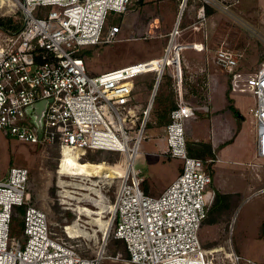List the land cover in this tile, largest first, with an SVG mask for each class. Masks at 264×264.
I'll return each instance as SVG.
<instances>
[{
    "label": "built area",
    "instance_id": "1",
    "mask_svg": "<svg viewBox=\"0 0 264 264\" xmlns=\"http://www.w3.org/2000/svg\"><path fill=\"white\" fill-rule=\"evenodd\" d=\"M23 12L22 28L12 33L0 27V129L19 140L58 145L61 161L66 151L79 159L88 151H121L129 155L112 203V217L104 241L122 240L129 260L137 264H240L231 234L224 245L206 249L199 230L213 202L206 192L212 183L208 160L192 151V117L210 113L207 102L193 105L186 99L179 25L170 32L163 55L89 74L85 48L111 42L120 26L109 25L113 16L129 11L132 0H16ZM207 50L204 43L190 44ZM214 61L234 75L241 55L220 46ZM172 71L175 107L157 144L159 154L179 157L183 166L159 195L142 187L145 177L136 161L145 139L146 119L138 127L133 101V78L156 72L158 83ZM234 77H236L234 75ZM256 97L252 109L256 123L255 150L264 160V62L246 78ZM156 92V90H155ZM48 99L42 138L26 108ZM150 101L147 116L151 110ZM210 116V115H209ZM211 123V118H210ZM85 183L83 177H79ZM29 169L11 166L0 179V264H100L104 247L93 256L83 254L70 240L77 238L65 225L68 238L52 231L46 214L31 205L27 192ZM91 201L94 203V201ZM14 206L24 207L22 235L10 237ZM79 226V223H78ZM24 239V243L22 240Z\"/></svg>",
    "mask_w": 264,
    "mask_h": 264
},
{
    "label": "rangeland",
    "instance_id": "2",
    "mask_svg": "<svg viewBox=\"0 0 264 264\" xmlns=\"http://www.w3.org/2000/svg\"><path fill=\"white\" fill-rule=\"evenodd\" d=\"M19 12L23 15L16 0H0V16L18 18ZM108 24L120 26V31L111 42L85 48L83 58L89 74L163 55L170 32L179 25L178 41L188 44L180 50L186 99L193 105L207 102L211 106V123L207 120L201 125L192 117V125L199 126L194 128L200 131L191 133L190 138L192 149L204 144L212 149V154L199 155L208 160L212 174L206 192L213 198L215 189L237 192L235 204L227 213L216 212L203 221L199 239L204 248L212 249L224 245L231 234L233 248L241 256L240 264H264V160L256 155V123L251 110L257 101L246 82L264 62V0H132L129 11L113 16ZM202 41L209 47L206 51L190 45ZM220 46L241 55L236 77L214 61ZM172 75V71L165 73L156 88V72L133 78V101L129 107L134 110L138 127L145 119L146 123L149 121L135 166L145 177L141 187L150 195H159L183 166L181 158L159 154L157 141L164 129L150 126L155 123L158 108L155 99L147 116L155 94L157 100L171 96L175 102ZM128 157L121 151L95 150L86 152L81 161L95 165L103 162L119 170V166L125 167ZM59 162L58 145L25 142L0 129V179L8 175L11 166L27 167L29 203L44 211L54 233L68 238L65 225L74 223L77 228L79 223L80 236L70 241L83 254L93 256L104 247L100 264H137L129 260L124 242L112 237V230L107 240L103 238L112 217L110 204L121 179L84 178L85 185L98 182L99 191L90 196L98 202L103 199L106 204L104 223L99 222V215L79 213L81 206L97 211L99 204L96 207L86 201L88 191L74 186V182L81 183L80 178L58 172ZM23 212L24 207L14 206L16 220L10 237L22 235L19 223Z\"/></svg>",
    "mask_w": 264,
    "mask_h": 264
},
{
    "label": "bare ground",
    "instance_id": "3",
    "mask_svg": "<svg viewBox=\"0 0 264 264\" xmlns=\"http://www.w3.org/2000/svg\"><path fill=\"white\" fill-rule=\"evenodd\" d=\"M119 170L112 168L110 166H107V164L103 162L98 163V164L96 163V165L91 164L89 161L82 162L81 159H79L78 154L72 153L69 151H66L64 153L62 157V161H61V173L72 175V176H75L76 178H79V177H83L87 179L88 177H99V178H106V179L116 178L121 175L122 171L121 169ZM96 185H98L97 181H93L89 185H85V183L74 182L75 187H79V188H82L88 191L86 194V196L88 197L87 198L85 197L86 201L92 199V201H94V204H96V207L99 204V210L97 211L87 206H81L79 208V213L80 214L85 213L86 215H89V216H91L92 214L99 215L96 219H98L99 222L100 221L103 222L102 219L104 217V212H105L104 207L106 204L103 199H101V201L98 202L99 200L95 201L96 198L90 196L91 193H96L97 191H99ZM100 193L102 194L101 191ZM110 208L112 209V204H110ZM73 224L67 227L69 229V232L73 235L80 236V234L78 233L79 231H77V228L78 229L80 228L78 226H76L77 228L73 227ZM109 224H110V221H109Z\"/></svg>",
    "mask_w": 264,
    "mask_h": 264
},
{
    "label": "trees",
    "instance_id": "4",
    "mask_svg": "<svg viewBox=\"0 0 264 264\" xmlns=\"http://www.w3.org/2000/svg\"><path fill=\"white\" fill-rule=\"evenodd\" d=\"M137 1L144 2L145 0H137ZM18 15H19L18 18H14L13 16H0V27L9 30L12 33L18 32L23 25V15L21 12H19ZM154 99L158 103V108L155 111V119H154L155 123L154 125H150V126L160 127L164 129V127L170 121V112L175 107V102L171 96H165V97L160 96V98H158L157 100V94H155ZM146 127H149V121H147ZM192 151L195 155L212 154V149L209 144H204L200 149H192ZM236 196L237 194L223 193L218 189H215L214 200L211 206L209 207L208 215L214 214L216 212L218 214L227 213L228 210H230L232 206L235 204L234 199L236 198ZM15 220H16V216H14L13 218L12 226L14 225ZM215 221L216 218L215 220H213V222ZM19 224L23 227V222H20Z\"/></svg>",
    "mask_w": 264,
    "mask_h": 264
},
{
    "label": "water",
    "instance_id": "5",
    "mask_svg": "<svg viewBox=\"0 0 264 264\" xmlns=\"http://www.w3.org/2000/svg\"><path fill=\"white\" fill-rule=\"evenodd\" d=\"M158 83V78L157 82L155 85V88L157 87ZM48 104V99L38 101L26 108L27 114L30 115L31 121L36 125L38 133H39V138H42V124H43V115L45 108Z\"/></svg>",
    "mask_w": 264,
    "mask_h": 264
},
{
    "label": "crops",
    "instance_id": "6",
    "mask_svg": "<svg viewBox=\"0 0 264 264\" xmlns=\"http://www.w3.org/2000/svg\"><path fill=\"white\" fill-rule=\"evenodd\" d=\"M180 16V15H179ZM179 19V18H178ZM212 32H213V30H212ZM207 39H208V36H207ZM202 43H205L204 41H202ZM207 43V45H208V42H206ZM209 46V45H208ZM209 48V47H208ZM197 50V49H196ZM198 51H201V50H198ZM204 51V50H203ZM206 51V50H205ZM209 104V103H208ZM209 106H210V104H209ZM210 108H211V106H210ZM193 118H195V120L197 121V120H199V122H200V124L201 125H205V121H207V120H210V117H209V114L208 113H197L196 115H193ZM212 126H213V124H212ZM164 191V190H163ZM224 193H226V192H224ZM227 193H234V194H237V192L236 191H232V192H227Z\"/></svg>",
    "mask_w": 264,
    "mask_h": 264
}]
</instances>
